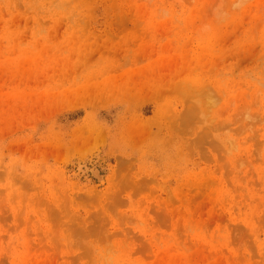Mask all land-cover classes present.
Returning <instances> with one entry per match:
<instances>
[{
  "label": "rangeland",
  "instance_id": "374dc122",
  "mask_svg": "<svg viewBox=\"0 0 264 264\" xmlns=\"http://www.w3.org/2000/svg\"><path fill=\"white\" fill-rule=\"evenodd\" d=\"M0 264H264V0H0Z\"/></svg>",
  "mask_w": 264,
  "mask_h": 264
},
{
  "label": "bare ground",
  "instance_id": "6f19581e",
  "mask_svg": "<svg viewBox=\"0 0 264 264\" xmlns=\"http://www.w3.org/2000/svg\"><path fill=\"white\" fill-rule=\"evenodd\" d=\"M117 78H118V77H117ZM107 81H108V80H107ZM109 81H110V79H109ZM104 82H105V81H104ZM119 82H120V81H119ZM119 82H118V83H119ZM106 83H107V82H106ZM106 83H105V84H106ZM101 86H102V85H101ZM108 86H109V85H108ZM136 86H137V85H136ZM137 127H138V126H137ZM134 128H135V127H134ZM85 134H86V133H85ZM83 137H84V136H83ZM82 140H83V139H82ZM89 141H91V139H89ZM82 142H85V141H82ZM91 164H92V163H91Z\"/></svg>",
  "mask_w": 264,
  "mask_h": 264
}]
</instances>
